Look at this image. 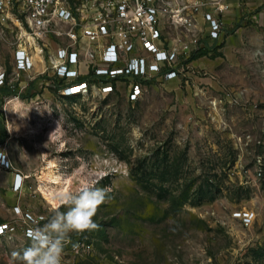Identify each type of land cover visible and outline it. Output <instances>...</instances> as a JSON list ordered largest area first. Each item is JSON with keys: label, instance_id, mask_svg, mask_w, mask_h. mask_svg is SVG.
I'll return each instance as SVG.
<instances>
[{"label": "rangeland", "instance_id": "rangeland-1", "mask_svg": "<svg viewBox=\"0 0 264 264\" xmlns=\"http://www.w3.org/2000/svg\"><path fill=\"white\" fill-rule=\"evenodd\" d=\"M248 23L250 31L230 27L218 48L197 56L222 58L227 39L239 38L214 72L190 61V75L215 77L208 91L153 81L131 103L118 92L62 97L36 82L38 105L34 93L0 96L7 154L29 176L20 210L40 219L34 227L67 210L48 204L40 184L108 190L97 227L69 234L61 264H264V28ZM15 37L0 33L7 69ZM48 165L58 183L43 178Z\"/></svg>", "mask_w": 264, "mask_h": 264}, {"label": "built area", "instance_id": "built-area-1", "mask_svg": "<svg viewBox=\"0 0 264 264\" xmlns=\"http://www.w3.org/2000/svg\"><path fill=\"white\" fill-rule=\"evenodd\" d=\"M228 7V0H0V33L16 34L11 67L0 65V96L19 100L39 82L62 97L118 92L134 103L153 81L188 80L192 55L213 51L228 34ZM0 112L5 125V108ZM6 144L0 142V166L7 169ZM24 183L16 172L13 190ZM12 210L15 217L0 223V237L12 239L19 227L27 237L40 219L17 205ZM253 218L249 211L240 222ZM88 248L83 244V252Z\"/></svg>", "mask_w": 264, "mask_h": 264}, {"label": "crops", "instance_id": "crops-1", "mask_svg": "<svg viewBox=\"0 0 264 264\" xmlns=\"http://www.w3.org/2000/svg\"><path fill=\"white\" fill-rule=\"evenodd\" d=\"M228 5V9L223 13V19L227 25V29L230 27L236 28V34L239 35L245 33L248 30L250 31L251 28L249 26L248 19H251L257 25V27L264 28V0H228ZM239 43H242L239 38L237 41H235V39L228 38V45L225 44L221 47L222 58L217 57L213 59H207L196 57L191 59V62L194 67L203 68L206 71L214 72L216 66L221 62V59H223V56H227L226 50L230 54V49L235 47V45L239 46ZM33 56L34 58L37 57L36 52ZM212 78L215 77H212L211 75L199 77L192 74L188 76L187 83L184 85H180V81L176 79L164 82L173 83L175 86H178L180 90L184 89L189 93L195 91L198 88H202V92H204L208 91L207 85H209V81L215 83ZM5 130L4 120L0 112V142L6 140ZM5 152L6 154L9 153L6 150ZM8 155L9 154H7V158L12 162L10 156ZM16 172H18L22 177H25V179L29 177L26 176V173L22 168L15 167L13 162L11 168L6 169L0 166V223L13 219L15 217L12 210L13 206L17 205L20 207L21 205V190L15 191L12 188L13 177ZM43 199L46 201L44 197ZM23 243L24 245L25 243L30 244V240L21 233H15L12 239H7L4 236L0 237V264H21L20 260L13 259L12 253H22Z\"/></svg>", "mask_w": 264, "mask_h": 264}, {"label": "clouds", "instance_id": "clouds-1", "mask_svg": "<svg viewBox=\"0 0 264 264\" xmlns=\"http://www.w3.org/2000/svg\"><path fill=\"white\" fill-rule=\"evenodd\" d=\"M107 189L84 185L77 191L56 197L66 211L53 209V214L42 226L29 228V246L13 252V259L22 264H61L64 243L70 233L97 227L93 220L98 207L105 202Z\"/></svg>", "mask_w": 264, "mask_h": 264}, {"label": "bare ground", "instance_id": "bare-ground-1", "mask_svg": "<svg viewBox=\"0 0 264 264\" xmlns=\"http://www.w3.org/2000/svg\"><path fill=\"white\" fill-rule=\"evenodd\" d=\"M37 54V53H36ZM18 100V99H16ZM15 104V103H14ZM16 106V105H14ZM43 178L46 180V182H49V180L58 183V177L57 175L53 174L52 169H49V165L47 170L44 172ZM39 190L43 194V197L46 199V201L53 206L56 205L58 202V199H56L57 196L68 193L67 189H49V187L46 186V184H40L39 185Z\"/></svg>", "mask_w": 264, "mask_h": 264}, {"label": "trees", "instance_id": "trees-1", "mask_svg": "<svg viewBox=\"0 0 264 264\" xmlns=\"http://www.w3.org/2000/svg\"><path fill=\"white\" fill-rule=\"evenodd\" d=\"M202 54H203V53H194V54L192 55L191 58H192V59H193V58H196L197 56H200V55H202Z\"/></svg>", "mask_w": 264, "mask_h": 264}]
</instances>
